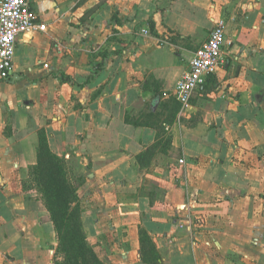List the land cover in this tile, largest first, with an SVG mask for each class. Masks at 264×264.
Returning <instances> with one entry per match:
<instances>
[{"label": "crops", "instance_id": "0c3cea01", "mask_svg": "<svg viewBox=\"0 0 264 264\" xmlns=\"http://www.w3.org/2000/svg\"><path fill=\"white\" fill-rule=\"evenodd\" d=\"M30 6L46 29L17 37L0 78V264L60 260L29 175L39 137L81 177L104 264H264V0ZM217 20L225 62L183 106L174 86Z\"/></svg>", "mask_w": 264, "mask_h": 264}, {"label": "trees", "instance_id": "16d2710c", "mask_svg": "<svg viewBox=\"0 0 264 264\" xmlns=\"http://www.w3.org/2000/svg\"><path fill=\"white\" fill-rule=\"evenodd\" d=\"M66 78V77H64ZM36 163L29 175L33 189L40 195L54 224L58 245L55 264H104L86 240L82 229V210L77 202L76 187L70 180L66 161L54 155L39 137ZM145 261L158 257L149 237L141 235ZM152 263V261H150Z\"/></svg>", "mask_w": 264, "mask_h": 264}, {"label": "built area", "instance_id": "2783aa9c", "mask_svg": "<svg viewBox=\"0 0 264 264\" xmlns=\"http://www.w3.org/2000/svg\"><path fill=\"white\" fill-rule=\"evenodd\" d=\"M46 25L30 6V0H0V78L8 79L12 73L17 37L20 34L44 31ZM149 33L148 28L141 30ZM225 22L217 20L208 39L198 47L189 61V68L177 80L173 94L181 105H187L194 90L208 75L224 64ZM182 162V161H181Z\"/></svg>", "mask_w": 264, "mask_h": 264}, {"label": "rangeland", "instance_id": "374dc122", "mask_svg": "<svg viewBox=\"0 0 264 264\" xmlns=\"http://www.w3.org/2000/svg\"><path fill=\"white\" fill-rule=\"evenodd\" d=\"M66 165H67V162H66ZM30 170V169H29ZM67 170L69 171V175H70V180L72 181V183L75 185V187H76V194H77V202H78V204H79V207H80V210H82V212H83V208H84V204H82L81 203V201H80V195H79V188H80V186H79V183L82 181L81 180V177H78V175H75V171H71L70 172V170H69V166L67 165ZM81 221H82V217H81ZM82 229H83V227H82ZM60 260H61V258H60Z\"/></svg>", "mask_w": 264, "mask_h": 264}, {"label": "water", "instance_id": "95a60500", "mask_svg": "<svg viewBox=\"0 0 264 264\" xmlns=\"http://www.w3.org/2000/svg\"><path fill=\"white\" fill-rule=\"evenodd\" d=\"M263 92H264V89H263Z\"/></svg>", "mask_w": 264, "mask_h": 264}, {"label": "flooded vegetation", "instance_id": "af4514ba", "mask_svg": "<svg viewBox=\"0 0 264 264\" xmlns=\"http://www.w3.org/2000/svg\"><path fill=\"white\" fill-rule=\"evenodd\" d=\"M263 97H264V95H263Z\"/></svg>", "mask_w": 264, "mask_h": 264}]
</instances>
